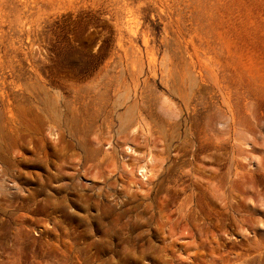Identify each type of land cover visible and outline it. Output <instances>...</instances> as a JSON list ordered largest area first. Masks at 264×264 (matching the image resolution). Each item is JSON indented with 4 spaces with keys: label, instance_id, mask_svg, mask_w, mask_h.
<instances>
[{
    "label": "rangeland",
    "instance_id": "obj_1",
    "mask_svg": "<svg viewBox=\"0 0 264 264\" xmlns=\"http://www.w3.org/2000/svg\"><path fill=\"white\" fill-rule=\"evenodd\" d=\"M0 264H264V0H0Z\"/></svg>",
    "mask_w": 264,
    "mask_h": 264
}]
</instances>
